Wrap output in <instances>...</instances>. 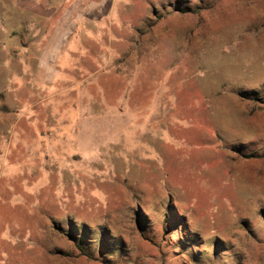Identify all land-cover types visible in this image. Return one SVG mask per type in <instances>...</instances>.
I'll return each mask as SVG.
<instances>
[{
	"label": "rangeland",
	"instance_id": "374dc122",
	"mask_svg": "<svg viewBox=\"0 0 264 264\" xmlns=\"http://www.w3.org/2000/svg\"><path fill=\"white\" fill-rule=\"evenodd\" d=\"M0 264H264V0H0Z\"/></svg>",
	"mask_w": 264,
	"mask_h": 264
}]
</instances>
